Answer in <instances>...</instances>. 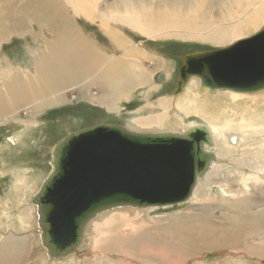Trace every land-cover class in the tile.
Here are the masks:
<instances>
[{"label":"rangeland","instance_id":"374dc122","mask_svg":"<svg viewBox=\"0 0 264 264\" xmlns=\"http://www.w3.org/2000/svg\"><path fill=\"white\" fill-rule=\"evenodd\" d=\"M94 5L95 8L92 7L93 12L91 11V13H93V15L91 17L84 15V19L82 14V17L79 14H73L71 19L73 23H76L74 26L77 27V31L82 34L87 42L94 46L99 57L102 58L104 63L101 64L99 70L90 74L89 77L85 76L83 80L77 82H75V78L64 81V84L62 83L59 90L56 92V95L61 96L63 99L59 104L46 106L40 112H33L31 109L37 104L42 103V100L38 99L36 101L32 99L26 103L27 106H24L29 111H26L24 108L15 114L16 111L13 110L0 119V136L3 137L0 142V145L2 144L0 146V198H4L7 194V190L11 189V187L18 195L20 194L22 191L20 189L21 186L25 185L14 176V172L23 171L25 168L32 181L41 176L40 179L36 181L38 184L36 188H40L43 180L51 171L50 162L52 159L53 147L68 133L75 132L82 128L91 127L100 123H118L132 129L134 127L137 128L135 121L136 123L139 120L146 121L147 119L148 121H154V118L162 117L163 115H165L166 118L169 116L170 119L173 118L172 116L175 117V115H178L182 117L186 124H191V122L202 123L205 124L208 129H211L210 124L213 123V119L216 120V118H218L220 120L218 122L222 123L230 115L235 119L236 123H238L237 119L240 121L242 116L253 118L256 123L264 120L260 118L263 113L262 107H264V91L246 93L240 98H233L230 91H218L215 93L200 92V85L199 87L195 86L196 82L192 81L184 93L179 95L181 99L179 97H174L172 94L174 87L179 81L182 56L197 51L224 48L233 44L238 41V39H234L230 35L236 31L241 33V28L243 29L245 25L244 23H247L248 20L257 15L263 16V19H259V24L258 22L257 24L255 23L257 26L252 28H250V26L248 27L249 29H243V35H241L243 38L241 37V39L251 37L264 28V8H260L261 5L264 6V0H96ZM127 14H129V17L126 19L125 15ZM248 16H250V18ZM137 20L145 27L146 31H152V36L151 34H141L134 24ZM242 21L243 23H241ZM72 22L71 27L75 29ZM106 28L108 29L106 30ZM256 29L258 30L255 31ZM219 30L220 32L218 33ZM119 33L121 34L118 35ZM220 35H225L226 40L220 37L223 40L218 41ZM34 38L35 36L33 33L21 37H17L16 35L10 36L8 40L1 43L0 60L2 59L4 63L11 66V70L13 71L18 70L19 65H26L33 68L34 65L37 64L35 63L38 56L36 55V51L38 50L37 48H39V44L35 40V42L33 41ZM120 47H122V49ZM141 49L145 50L143 52H146L147 55H145ZM98 50L100 52H98ZM131 56L133 58H131ZM117 59L122 60H118L120 63L119 65H121L122 62L123 65L127 64L121 67L118 65ZM105 60H107V62H105ZM124 60L125 62L128 60L129 63L128 61L125 63ZM9 61H11V63ZM110 61L113 62V65L117 64L119 70L118 68H113L117 65H111L112 68L116 70L112 69L111 73V66H109ZM131 63L138 64L139 66L133 64L131 66L132 69L133 66L135 67L131 70V68L129 69ZM104 66L106 68H104ZM3 67L4 66L1 65V69ZM124 67L126 68L125 71L127 70L126 72L129 73L130 76L127 75V77H125L126 82H124V80L121 84L123 86L126 85L124 88L128 94L124 93L121 95V91L119 92L116 89L118 85H114L116 92L113 91L114 89L111 85L114 77L116 79L117 74L115 73ZM139 67L140 69H138ZM103 69L106 77H103L100 73ZM160 73H166V80L163 82H158L157 80ZM112 74L114 75L112 76ZM108 75H110V77ZM95 76L97 80L94 78ZM138 76H140L142 80ZM0 79H2L1 76ZM100 81H105L107 86H103ZM93 82L96 85L93 84ZM137 82H142V84ZM68 84L70 86H68ZM137 84L143 87H138ZM41 85L42 83H35L36 87H40ZM89 87L91 88L88 90ZM80 88L83 90L80 91ZM108 89L111 90L109 91ZM130 89L132 91H130ZM103 93L115 94L112 105L110 104V106H113L115 109L113 107L111 109L108 103H101V105L99 102L97 104L91 100V97L97 98L100 97L98 95L102 96ZM126 95H128L127 99L125 98ZM44 99L46 101V98ZM174 105L176 107H174ZM178 106L183 109H178ZM170 108L172 110H170ZM190 108L193 109V112ZM177 109L181 112L177 111ZM186 109L191 112H188ZM132 113L135 114L132 115ZM150 117L151 119H149ZM168 128L169 127L166 129ZM30 130H32V133L29 132ZM231 134L233 135L234 132H231ZM15 136H20L23 142H17L15 146L11 147L8 143V139ZM254 138L257 140L256 142L262 141V137H258L260 138L258 139L254 136ZM15 167L16 170L14 169ZM30 172L32 173L30 174ZM33 176L36 177L34 178ZM20 178L21 176L19 175V179ZM39 182H41L40 186ZM214 194V196L223 198L221 192L217 188ZM221 198H216L213 202H202L200 206L186 202L166 208H155L150 212L149 218L154 220V224L161 223V225L165 226L169 223H173L172 225L176 226V230H181L193 236H202L207 244H216V242L222 241L223 237L230 233L229 228L231 226H234V229L240 226L246 227L240 229V236L247 235V229L250 224H254V226L259 224L261 228L264 227V214L258 216L255 212L257 211L256 209L264 208V198L262 201H259L262 202V204H258L255 200V203L251 200H248L249 202H242L244 199L240 201L232 199L229 202H224ZM27 201H29V199L25 200V204L22 206L23 208L12 209L11 213H20V215H22L26 208L34 210L35 207L30 204L28 205ZM133 210L137 211V209ZM225 211H228L231 218L226 217L224 214ZM36 214L37 213H35L36 221L34 227L26 229L25 227L17 225V229H15L8 227L10 226L8 225L3 227L2 231H5V233L13 232L14 235L22 236H27L28 233H31L33 237H36V234H39L37 225L38 216ZM182 216L202 217V223H193V227L192 225L188 227L186 225L189 224V222L186 219H179ZM4 222L10 224V220L7 219L6 215L4 216ZM154 227L155 226L148 228L143 236L145 237V241L140 242L138 245H136V238L132 236L128 238L126 242L128 256L131 257L135 255L134 259H137L133 262L138 261L141 264H155L157 262L151 261V257H156L158 261L167 263L165 259L161 258L163 257L171 261L173 260L170 264H264V261H259L255 257L256 255L248 254L247 250H245L246 243L244 242L239 243L238 248L231 247L227 250H217L214 246L210 251L202 248V250H192L184 254L183 252H179L181 256H176L174 254L166 256L165 253L170 249V244L161 241L156 242L160 230L152 229ZM123 229L127 232L131 230L130 228ZM34 231L37 232L35 233ZM163 237L164 236L161 234V238ZM251 237L252 235L247 239V246L251 245ZM86 238L87 242L85 241L82 243V246L75 254L77 258L84 259L86 255L92 254L90 249V237L87 236ZM150 238H154L155 242H149ZM1 241L2 239H0V243ZM38 244L37 248L33 250L28 249L25 257L19 264H38L41 257L46 258L45 249H42L40 243ZM164 245L166 248H164ZM203 245L206 246L204 243ZM238 251L244 252V254ZM142 253L147 254L145 257L136 256ZM37 255H39V257ZM42 261L43 260L40 262Z\"/></svg>","mask_w":264,"mask_h":264},{"label":"bare ground","instance_id":"6f19581e","mask_svg":"<svg viewBox=\"0 0 264 264\" xmlns=\"http://www.w3.org/2000/svg\"><path fill=\"white\" fill-rule=\"evenodd\" d=\"M95 2H96V0H84V1H82V0H0V46H1V43L8 40L10 38V36L16 35L17 37H21V36H26V34H32V33L35 36L33 41L35 40L39 44V48H37L38 50L36 51V55H38V56H37L35 63H37V64H35L33 68H30L26 65L25 66L19 65L18 70L13 71V70H11V66L4 63L2 61V59L0 60V70H1L0 76L2 78V79H0V119L3 116H5L6 114H8L10 111H13V110L16 111L15 114H17L18 112H20L19 110H22L24 108L26 111H29L24 106H27L26 103L32 99H35L36 101L38 99L42 100V103L37 104L36 106H34L31 109V111H33V112H40L46 106L59 104L60 102L63 101V99L61 96L56 95L57 94L56 92L59 90L60 85H62V83L64 81L72 80L75 78V82H77V81L83 80V78L85 76L89 77L90 74L99 70L101 64L104 63L102 61V58L99 57L97 50L94 48V46H92V44L87 42L84 39V37L82 36V34L79 31H77V27L74 26V24H76V23L75 22L73 23L72 19H71L73 14H75V15H78V14L81 15L82 14L83 18H84V15L91 17L93 15V13H91V11L93 12L92 7L95 8V5H94ZM260 8H264V6L261 5ZM82 15H81V17H82ZM128 17H129V14L125 15L126 19ZM248 17L250 18V16H248ZM133 18H134V16H133ZM241 18H245V17H241ZM135 19H137V18H135ZM259 19H263V16L257 15L256 17H253L252 19L248 20L247 23H244L245 25L243 26V29H247L250 26H251L250 28L257 26L256 24H257V22L259 24ZM71 22H72V25L75 27V29L71 27ZM131 22H132V20H131ZM241 23H243V21ZM134 24L137 27V29L141 32V34L142 33L144 35L145 34H148V35L151 34V36H152V31H149V32L146 31L145 27L139 22V20L135 21ZM118 25H119V23H118ZM127 27H129V26H127ZM132 28H133V26H132ZM161 28H163V27H161ZM161 28H159V29H161ZM255 28H257V27H255ZM107 29L108 28H106V30ZM243 29L241 28V31H242L241 33H238L236 31V32H233L232 35H230V36L234 39L240 40L242 37L241 35H243ZM257 30L258 29H256L255 31H257ZM219 32H220V30L218 31V33ZM121 33H119L118 35H120ZM148 35H146V36H148ZM220 37L226 40L225 35L224 36L220 35L218 41L223 40ZM229 37H228V39H229ZM90 46H92V47H90ZM120 48L122 49V47H120ZM120 48H118V49H120ZM124 49H125V47H124ZM32 50H33V48H32ZM99 50H98V52H100ZM141 50H142V52L145 51L143 49H141ZM128 51H129V49H128ZM128 51H127V53H128ZM133 52H135V51H133ZM143 53H145V55H147L146 52H143ZM136 54H137V52H136ZM31 55L34 56L33 54H31ZM32 56H30V57H32ZM131 58H133V57L131 56ZM105 59H106V57H105ZM114 59H113V61H114ZM134 59H135V57H134ZM118 60L119 61H122V60L117 59V62L119 65L120 63ZM9 62L11 63V61H9ZM105 62H107V60H105ZM124 62H125V60H124ZM112 63L113 62L110 61L109 66L117 65V64L113 65ZM128 63H129V61H128ZM126 64H124V65H126ZM133 64H135V63H133ZM133 64L132 63H131V65L129 64L130 65L129 69L130 68H131V70L134 69L135 66H133V69L131 67ZM1 65L4 66L2 69H1ZM118 65L116 67H113V68H118ZM122 65H123V62L119 66L122 67ZM135 65H138V64H135ZM105 66H104V68H106ZM112 66L110 68L111 69L110 72L113 69ZM127 67H128V65H127ZM143 67H144V65H143ZM149 68H150V66H149ZM123 69L121 68L120 71H118L116 73H115L116 70L113 69V70H115L114 73L117 74V76H116V79L114 77V79L112 81V85H111L114 89V85L117 84L118 87L116 89L119 92L121 91V95L124 93H127V91H125V88H124L126 85H124V86L121 85L122 81L125 80V77H127V75L130 76V74L126 72L127 70L125 71L126 68L124 67ZM138 69H140V67ZM118 70H119V68H118ZM147 71H148V69H147ZM152 71H153V69H152ZM100 73L103 77H106L104 69ZM134 73H136V72H134ZM113 75L114 74H112V76ZM102 76H100V77H102ZM108 76L110 77V75H108ZM123 77H124V79H123ZM138 77L142 80V78L140 76H138ZM94 78H96V76ZM100 79H102V78H100ZM135 79H137V78H135ZM150 79H151V77H150ZM96 80H97V78H96ZM130 80H129V82H130ZM106 81H107V79H106ZM135 81H138V80H135ZM192 81H195L196 82L195 86L199 87L200 82H198L196 79H194ZM84 82H87V81H84ZM124 82H126V80ZM150 82H152V81H150ZM35 83H42V85L40 87H36ZM101 83L103 84V86H107L106 85L107 83L105 81L101 82ZM137 83L142 84V82H137ZM93 84H95V83L93 82ZM91 85H92V83H91ZM145 85H147V84H145ZM68 86H70V85L68 84ZM137 86H138V84H137ZM148 86H150V85H148ZM91 87H89L88 90ZM140 87H143V86L141 85ZM82 90L83 89H81L80 91H82ZM77 91H78V89H77ZM113 91H115V89ZM130 91H132V90L130 89ZM230 92H231L233 98H240L244 94H246V93H239V92H234V91H230ZM145 94H147V93H145ZM114 95L108 94V93H103L102 96L98 95L100 97H97V98L91 97V100H93V102H96L97 104H98V102L100 104L101 103H108L109 107L112 109L113 106H110V104L112 105ZM195 95H193V96H195ZM127 96L128 95H126V97H125L126 99H127ZM150 96H151V94H150ZM150 96H148V97H150ZM83 97H84V95H83ZM86 97H87V95H86ZM44 98H46V101L47 100H50V101L46 102ZM178 103H180V102H178ZM170 106H171V104H170ZM179 106H178V109L179 108L181 109L182 107H179ZM174 107H176V106L174 105ZM185 107H187V106H185ZM178 109H177V111H180ZM191 109L192 108H190V110ZM196 109H198V108H196ZM170 110H172V109L170 108ZM190 110H187V111L191 112ZM262 111H263V113L261 114L260 118L264 119V107H262ZM192 112H193V109H192ZM134 114L132 113V115H134ZM150 114H151V112H150ZM233 116H235V115H233ZM172 117L173 118L170 119L169 116L166 118V116L163 115L162 117L154 118V121L153 120L148 121V119H147L146 121L141 120L142 122L138 119L139 121L137 120L138 121L137 123H136V121H135L136 119H135L134 121H135V125L137 128L132 126L135 128V129L134 128H132V129L139 130V131H146V132H161V131H166V130L184 132L188 129L189 126L194 124L191 122V124L187 123L188 124L187 125L183 121L182 117H180L178 115H175V117L174 116H172ZM257 117H258V115H257ZM257 117H256V119H257ZM149 119H151V117ZM218 121H220L218 118H216V120L213 119V123L210 124L211 129H209L211 132V135H212V139L214 141L213 142L214 143L213 151L217 156V160L211 163L210 169L204 175V178L202 180L198 181L189 202L192 204H195V205H199V206L202 204V202H205V201L213 202L216 198H221L218 196H214L215 195L214 191L217 188L221 192V195L223 197L221 199L224 202H229L232 199L233 200H239V201L244 199V201H242V202H249L248 200H251V201L255 200L258 204H262V202H259V201H262L264 198V120L263 121L260 120L261 122L256 123V121L253 118L251 119L250 117L242 116L241 120L239 121L237 119L238 123H236L235 119L230 115L222 123L218 122ZM128 124H129V122H128ZM167 127H169V128L166 129ZM31 131L32 130H30L29 132H31ZM231 132H234V134L232 135ZM22 134H24V133H22ZM17 136H18V134H17ZM233 136L237 137V141L235 143L231 142V138ZM254 136H256L257 138L262 137V141L256 142L257 140L254 138ZM260 138H258V139H260ZM17 142H23V140L20 136L19 137H16V136L11 137L10 139H8V143L10 144L11 147L15 146L17 144ZM14 169L16 170V167ZM17 169H18V167H17ZM9 173H11V172H9ZM31 173L32 172H30V174ZM19 175L21 176L20 179H19ZM14 176L17 177L18 180L20 182H22V184H24L25 186H21L20 189L23 192L20 190L21 192L19 195L10 186L11 189L7 190V194L5 195V197L0 198V212H1L0 213V219H1L0 220V239H2V241L0 243V264H19L21 262V260L25 257V254L28 251V249L33 250V249L37 248L38 247L37 245H39L38 243L41 242V234H36V237H33L31 233H28L27 236H22V235H14L13 232L5 233V231H2L3 227L8 226V225H10L8 227H12L15 229H17V227H16L17 225L20 227L21 226L25 227L26 229L27 228L30 229L31 227L35 226L34 225L35 221H36L35 220V213H37V208H36V206L30 204L29 201H30V198L32 196H34L37 193V191L39 190V188L38 189L36 188L38 185L36 181H38L41 176L38 177L37 179H35L34 181H32L31 177H29V175H28V171H26V168L23 171H15ZM42 179H44V178H42ZM10 181H12V180H10ZM40 183L41 182H39V186H40ZM26 199H29V201H27L28 205L30 204L33 207H35L34 210H32L30 208L29 209L26 208L23 211L22 215H20V213H17V214L11 213L12 209H20L25 204ZM255 201H254V203H255ZM242 202H239V203H242ZM153 209H155V208H151V209L148 208V209H144V210L137 209V211L133 210L131 208H126V209H116L113 211H109V212L99 216L95 220H93L90 223V225L88 226L86 237L87 236L90 237V249L92 251V254L86 255V257L84 259H80V258H77L76 256H73V257H70L69 259L61 260V261H57V262L49 261L47 259V257L46 258L44 257L45 259L43 257H41V260H43V261L40 262L41 260H39L38 264H43L44 262H45L44 264H141L138 261L133 262V261L137 260V259H134L135 255L131 256V257L128 256L126 242L130 236L136 238V245H138L142 241H145V237H143V236L145 235V232L148 230V228H151L152 226H155L152 229H155V230L159 229L160 230V234L158 235L156 242L161 241V242H165L166 244H170V246H169L170 249L167 248L168 251H166V253H165L166 256H169L172 254L177 256V255H180L179 252H183V254H184V253H186L188 251H192V250H197V249L202 250V248L210 251L213 249L214 246L217 248V250H227L231 247L238 248L239 243L244 242V243H246L245 250H247L248 254L256 255L255 257L259 261H264V236H263L264 235V227L261 228V226L259 224L256 226H254V224H250L248 229H247V235L246 236H240V229H243L246 227L240 226L239 228L234 229V226H231L229 228L230 233L228 235L224 236L222 241H218V242H216V244L215 243L207 244L206 240L204 238H202V236H195V235L193 236V235L187 234L186 232H183L181 230L180 231L176 230V226L172 225L173 223H171V224L169 223L165 226L161 225V223L154 224V220L149 218V214ZM156 209H159V208H156ZM256 210H257V211H255L256 215L261 216L262 214H264V208L256 209ZM242 212H244V211H242ZM224 214L226 215V217L231 218L228 214V211H225ZM5 215H6L7 219L10 220V222H9L10 224H6L4 222V216ZM179 219L180 220L186 219L189 222V224L186 225L188 227H190L191 225L193 227V223H202V217H192V216L184 217V216H182ZM208 219H210V218H208ZM37 221H38V218H37ZM134 221H136V222H134ZM123 228H130L131 230L129 229L130 231L127 232ZM161 234L164 236L163 238H161ZM251 235H252L251 245L247 246V242H248L247 239ZM256 237H258V238H256ZM86 239L87 238H85L84 242L86 241ZM149 242L154 243L155 239L150 238ZM203 243L206 244V246H204ZM41 247H39V248H41ZM164 248H166L165 245H164ZM42 249H43V247H42ZM238 252L244 254V252H241V251H238ZM146 254L147 253H142V254H139L136 256L145 257ZM37 256L39 257V255H37ZM161 258L165 259L167 261V263L158 261L156 259V257L155 258L151 257V261L157 262L155 264H159V263L160 264H170L171 262H173V260L171 261V260L163 258V257H161Z\"/></svg>","mask_w":264,"mask_h":264},{"label":"water","instance_id":"95a60500","mask_svg":"<svg viewBox=\"0 0 264 264\" xmlns=\"http://www.w3.org/2000/svg\"><path fill=\"white\" fill-rule=\"evenodd\" d=\"M181 61L174 97L194 79L200 92H262L264 28L224 48L185 54ZM157 80L165 81V74ZM236 141L233 136L231 142ZM213 142L207 126L197 122L184 132L100 123L68 133L53 147L51 171L29 201L37 208L47 259L75 256L90 223L109 211L189 202L217 160Z\"/></svg>","mask_w":264,"mask_h":264},{"label":"crops","instance_id":"0c3cea01","mask_svg":"<svg viewBox=\"0 0 264 264\" xmlns=\"http://www.w3.org/2000/svg\"><path fill=\"white\" fill-rule=\"evenodd\" d=\"M173 68V67H172Z\"/></svg>","mask_w":264,"mask_h":264}]
</instances>
